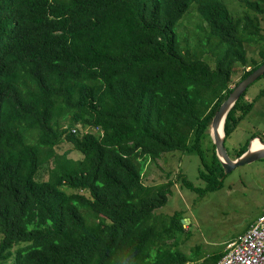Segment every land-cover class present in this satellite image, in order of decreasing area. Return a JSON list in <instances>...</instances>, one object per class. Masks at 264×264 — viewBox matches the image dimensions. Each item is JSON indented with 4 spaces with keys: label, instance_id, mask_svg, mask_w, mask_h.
I'll list each match as a JSON object with an SVG mask.
<instances>
[{
    "label": "trees",
    "instance_id": "1",
    "mask_svg": "<svg viewBox=\"0 0 264 264\" xmlns=\"http://www.w3.org/2000/svg\"><path fill=\"white\" fill-rule=\"evenodd\" d=\"M237 1L235 16L222 0H0V264H214L224 254L179 251L182 212H154L172 180L141 175L147 158L195 152L204 186L183 176L185 187L222 186L211 120L233 67L241 80L264 63V0ZM193 4L205 32L192 43L176 29ZM250 43L263 44L260 60ZM245 92L224 143L264 88L253 101ZM65 140L82 156L56 150Z\"/></svg>",
    "mask_w": 264,
    "mask_h": 264
},
{
    "label": "rangeland",
    "instance_id": "2",
    "mask_svg": "<svg viewBox=\"0 0 264 264\" xmlns=\"http://www.w3.org/2000/svg\"><path fill=\"white\" fill-rule=\"evenodd\" d=\"M222 1L235 16L242 13L243 8L237 0ZM195 8L193 4L176 29V32L179 31V35H182H180L181 40L189 36L188 40L192 43L201 30L205 32V29L199 27V25L204 27L205 23L198 11L193 10ZM262 24L264 26V19ZM261 45L263 44L245 45L250 59H261ZM203 56L213 66V56L209 53ZM249 68L250 66H247L245 69ZM243 70V66L239 64L233 67L230 86L240 81ZM263 88L264 76L248 86L243 100L253 101ZM253 136L264 140V94L259 96L251 111L240 120L226 139L225 145L232 153L240 145L248 144L249 147L255 138L250 142L247 140ZM56 150L68 151V154L74 158L82 156V153L75 150L72 143L66 140L56 146ZM199 165L200 158L195 152L164 151L156 158L146 159L141 175L144 184H158L172 180L171 193L166 203L156 208L154 212L164 215H171L175 211L182 212L184 222H181L184 231L177 235L180 247L177 248L184 254L192 256H206L222 251L231 240L247 230L249 224L264 212V157L235 166L225 173L220 188L203 193L188 189L182 180L185 176L198 186H204L203 179L199 177ZM47 174L48 167L44 165V168L39 170L38 178H46ZM184 237L187 238L182 241ZM17 245L13 246L12 252ZM4 264H13V255Z\"/></svg>",
    "mask_w": 264,
    "mask_h": 264
},
{
    "label": "water",
    "instance_id": "3",
    "mask_svg": "<svg viewBox=\"0 0 264 264\" xmlns=\"http://www.w3.org/2000/svg\"><path fill=\"white\" fill-rule=\"evenodd\" d=\"M263 74L264 63L232 87L231 92L228 94L227 98L220 104L218 110L215 112L211 120L209 127L210 137L215 144L216 154L221 161L225 173L229 172L237 165L264 157V146L255 147L252 145L251 141V144L249 145L247 150L243 151L235 158H232L229 155L224 143V122L228 111L234 105L238 97L245 91V89H247L250 84L255 82ZM220 124L222 127V134L219 133ZM259 139L264 144V140L261 138ZM181 221L184 222V219H182Z\"/></svg>",
    "mask_w": 264,
    "mask_h": 264
},
{
    "label": "built area",
    "instance_id": "4",
    "mask_svg": "<svg viewBox=\"0 0 264 264\" xmlns=\"http://www.w3.org/2000/svg\"><path fill=\"white\" fill-rule=\"evenodd\" d=\"M214 264H264V212L227 244Z\"/></svg>",
    "mask_w": 264,
    "mask_h": 264
},
{
    "label": "bare ground",
    "instance_id": "5",
    "mask_svg": "<svg viewBox=\"0 0 264 264\" xmlns=\"http://www.w3.org/2000/svg\"><path fill=\"white\" fill-rule=\"evenodd\" d=\"M219 133L222 134V127H221V124H220V127H219ZM252 145L255 146V147H261V146H264V144L260 141L259 138H256V139L252 142Z\"/></svg>",
    "mask_w": 264,
    "mask_h": 264
},
{
    "label": "crops",
    "instance_id": "6",
    "mask_svg": "<svg viewBox=\"0 0 264 264\" xmlns=\"http://www.w3.org/2000/svg\"><path fill=\"white\" fill-rule=\"evenodd\" d=\"M256 138H260V137H256ZM263 211H264V210H263ZM262 213H263V212H262ZM262 213H261V214H262ZM261 214H259V215L255 218V220H256ZM255 220H254V221H255ZM254 221H252V222L249 224V226H250ZM233 240H234V239H233ZM231 241H232V240H231ZM223 250H225V249H223ZM223 250H222V251H223Z\"/></svg>",
    "mask_w": 264,
    "mask_h": 264
}]
</instances>
